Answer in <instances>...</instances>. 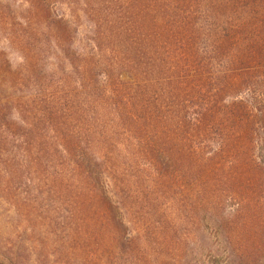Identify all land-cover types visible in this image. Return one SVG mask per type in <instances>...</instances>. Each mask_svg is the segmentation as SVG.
I'll return each instance as SVG.
<instances>
[{"label": "trees", "instance_id": "16d2710c", "mask_svg": "<svg viewBox=\"0 0 264 264\" xmlns=\"http://www.w3.org/2000/svg\"><path fill=\"white\" fill-rule=\"evenodd\" d=\"M0 29L25 56L68 60L42 123L67 167L79 156L76 189L90 188L109 226L120 221L124 246L127 201L137 225L162 207L186 209L190 193L203 207L236 198L262 217L264 0L0 1Z\"/></svg>", "mask_w": 264, "mask_h": 264}, {"label": "rangeland", "instance_id": "374dc122", "mask_svg": "<svg viewBox=\"0 0 264 264\" xmlns=\"http://www.w3.org/2000/svg\"><path fill=\"white\" fill-rule=\"evenodd\" d=\"M0 1L13 8L23 3ZM89 27L86 20L79 25L77 47L83 48ZM4 34L0 29V264H264L263 207L260 217L257 207L241 210V201L229 196L203 207L190 193L186 209L162 207L139 226L127 201L124 224L131 242L124 246L120 221L109 226L105 210L93 208L96 198L86 199L90 188L84 195L76 189L79 156L67 167L52 124L42 123V102L54 83L61 87L58 77L62 67L70 68L68 60L62 64L41 50L25 56ZM21 123L36 129L25 135ZM94 156L89 161L97 163L105 185V167Z\"/></svg>", "mask_w": 264, "mask_h": 264}]
</instances>
